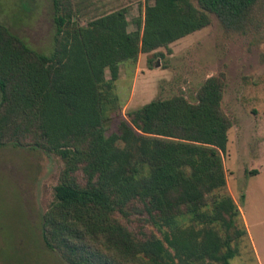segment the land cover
Wrapping results in <instances>:
<instances>
[{
  "label": "trees",
  "instance_id": "1",
  "mask_svg": "<svg viewBox=\"0 0 264 264\" xmlns=\"http://www.w3.org/2000/svg\"><path fill=\"white\" fill-rule=\"evenodd\" d=\"M150 1L132 20L124 6L83 24L74 0H53L50 54L0 22V147L57 157L42 238L68 264H231L249 235L227 189L226 73L195 102L177 94L125 115L117 81L123 63L146 53L151 65L213 16L246 32L260 0Z\"/></svg>",
  "mask_w": 264,
  "mask_h": 264
},
{
  "label": "rangeland",
  "instance_id": "2",
  "mask_svg": "<svg viewBox=\"0 0 264 264\" xmlns=\"http://www.w3.org/2000/svg\"><path fill=\"white\" fill-rule=\"evenodd\" d=\"M74 1L83 24L124 6L132 20L147 4ZM256 12V23L244 33L226 31L213 16L209 26L172 43L171 51L161 48L165 55L151 65L146 53L136 62L123 63L117 81L125 115L153 99L177 94L195 102L209 76L226 73L223 107L233 121L224 156L227 189L249 232L231 264H264V0ZM53 17V0H0V22L46 54L53 50ZM118 123L115 119L109 132ZM252 170L259 173L252 175ZM59 172L57 157L41 149L14 143L0 147V264H68L42 238V218L54 199Z\"/></svg>",
  "mask_w": 264,
  "mask_h": 264
},
{
  "label": "crops",
  "instance_id": "3",
  "mask_svg": "<svg viewBox=\"0 0 264 264\" xmlns=\"http://www.w3.org/2000/svg\"><path fill=\"white\" fill-rule=\"evenodd\" d=\"M227 183H228V181H227ZM234 198V197H233ZM236 201V200H235ZM240 208V207H239Z\"/></svg>",
  "mask_w": 264,
  "mask_h": 264
}]
</instances>
